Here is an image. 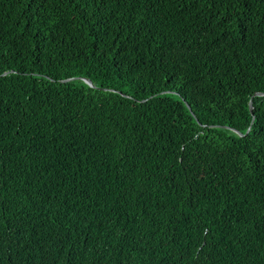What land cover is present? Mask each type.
I'll return each mask as SVG.
<instances>
[{"label": "trees", "instance_id": "obj_1", "mask_svg": "<svg viewBox=\"0 0 264 264\" xmlns=\"http://www.w3.org/2000/svg\"><path fill=\"white\" fill-rule=\"evenodd\" d=\"M0 264H264V0H0Z\"/></svg>", "mask_w": 264, "mask_h": 264}, {"label": "water", "instance_id": "obj_2", "mask_svg": "<svg viewBox=\"0 0 264 264\" xmlns=\"http://www.w3.org/2000/svg\"><path fill=\"white\" fill-rule=\"evenodd\" d=\"M83 80V82L85 83V84H87L89 87H93L92 86V84L90 83V81L89 80H87V79H82ZM255 96H263V94H254ZM251 103L249 102L248 103V110H249V112L251 113ZM238 136H240V134L239 133H237V132H235Z\"/></svg>", "mask_w": 264, "mask_h": 264}]
</instances>
